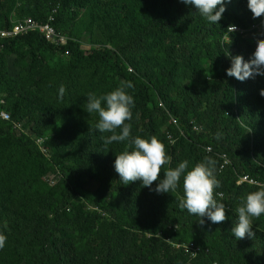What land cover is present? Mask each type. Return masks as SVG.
Returning <instances> with one entry per match:
<instances>
[{
	"label": "trees",
	"instance_id": "trees-1",
	"mask_svg": "<svg viewBox=\"0 0 264 264\" xmlns=\"http://www.w3.org/2000/svg\"><path fill=\"white\" fill-rule=\"evenodd\" d=\"M50 16L65 44L38 31L0 40V111L11 118L0 117V264H264V215L251 237L230 232L232 209L257 189L238 178L264 184V76H226L224 54L249 59L264 16L253 19L247 0H229L216 25L182 0H0V29ZM83 31L96 47L82 48ZM121 81L134 86L130 135L155 136L171 157L160 176L182 160L215 161L224 221L200 223L181 209V185L158 194L139 180L121 184L113 161L124 142L103 143L110 133L83 109L89 92ZM166 110L184 132L173 144ZM221 154L230 165L219 173Z\"/></svg>",
	"mask_w": 264,
	"mask_h": 264
},
{
	"label": "clouds",
	"instance_id": "clouds-1",
	"mask_svg": "<svg viewBox=\"0 0 264 264\" xmlns=\"http://www.w3.org/2000/svg\"><path fill=\"white\" fill-rule=\"evenodd\" d=\"M228 2L229 0H182V3L194 8L195 12L211 25L218 24ZM247 8L253 19L264 16V0H247ZM234 30L235 25L232 27V31ZM262 31L264 30L261 29ZM224 54L230 59V66L225 69L226 76L234 77L239 81L255 75L264 76V39L256 40V47L247 60L242 55H232L227 48ZM133 87L131 81H121L115 89L102 95L97 96L89 92L83 108L88 114H97L98 120L94 125L97 132L110 133L102 136L103 143L124 142V149L115 154L113 161L114 171L118 174L121 184L127 185L139 180L142 186L158 194H172L176 192L178 185H181L182 195L177 196L178 206L181 209L198 217L200 223L204 222L205 217L213 224L224 221L226 205L214 197V189L219 188L220 181L215 176L213 159L205 157L191 167L189 161L182 160L175 167L165 168L163 175L160 176L162 166L168 165L171 161V157L165 152L164 144L155 136L145 138L130 135V125L125 121L132 117L131 108L134 106V98L127 89ZM63 93L64 87L61 85L58 94L62 96ZM260 95L264 96V89L260 90ZM116 129H120L119 133ZM222 155L225 154L219 156V173L225 170H219ZM242 176L259 183L246 174L241 175L238 180ZM154 181L157 182L155 187H153ZM242 184L256 186L247 182L237 185ZM232 211L236 217L230 229L232 236L237 240L244 238L246 234L251 237L253 218L264 215V184H258L255 191L243 195L238 206ZM5 239L0 235V248L4 246Z\"/></svg>",
	"mask_w": 264,
	"mask_h": 264
},
{
	"label": "built area",
	"instance_id": "built-area-1",
	"mask_svg": "<svg viewBox=\"0 0 264 264\" xmlns=\"http://www.w3.org/2000/svg\"><path fill=\"white\" fill-rule=\"evenodd\" d=\"M53 23H54L53 16H50L47 22L45 23H38L35 20H33V18L23 19L18 22H15L14 25L11 27L0 29V40L17 38L19 36H24L34 31H38L39 33L43 35L44 39L47 42L53 43L54 45L65 44L67 42V37L60 35L56 31ZM260 25L262 29L264 30V24H262L261 22ZM235 30L237 29L235 28ZM229 31H232V27L229 28ZM158 106L163 108L161 103H159ZM164 112L170 118V121L167 123L168 125L164 127V131H165L164 134L170 139L169 144H173L175 141L174 133L179 136H184V132L179 127L178 119L173 114H171L168 110ZM0 117L6 121H9L11 119L10 114L5 110L0 111ZM190 124L192 125L191 131L195 133H199L200 128L196 125H193V122H190ZM168 126L173 128L175 131L171 132L168 129ZM40 148H41L42 153H44L45 149L42 146ZM206 151L209 152L210 148L206 147ZM220 158H221V164H220L219 170L222 171L226 169L227 167H229L230 161L225 155H222ZM44 181L49 187H52L56 184V179L54 175L44 176ZM243 182H247L251 185H258L256 182L249 180L247 176H242L238 180L237 184L239 185Z\"/></svg>",
	"mask_w": 264,
	"mask_h": 264
},
{
	"label": "rangeland",
	"instance_id": "rangeland-1",
	"mask_svg": "<svg viewBox=\"0 0 264 264\" xmlns=\"http://www.w3.org/2000/svg\"><path fill=\"white\" fill-rule=\"evenodd\" d=\"M91 36V35H90ZM92 36H95V34H93ZM77 41H83V46L82 48L87 51L90 49H93L94 47H96V45H93V43L90 41L89 38H87V36L85 35L84 31L83 33L80 35L79 38H76ZM74 41V40H73ZM167 141L169 142L170 139L165 135Z\"/></svg>",
	"mask_w": 264,
	"mask_h": 264
}]
</instances>
